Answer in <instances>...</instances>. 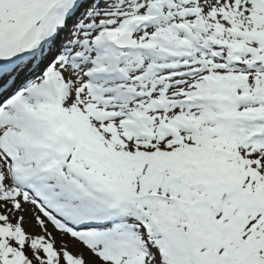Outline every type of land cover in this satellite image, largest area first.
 <instances>
[{
    "label": "snow or ice",
    "instance_id": "snow-or-ice-1",
    "mask_svg": "<svg viewBox=\"0 0 264 264\" xmlns=\"http://www.w3.org/2000/svg\"><path fill=\"white\" fill-rule=\"evenodd\" d=\"M0 264H264V0H0Z\"/></svg>",
    "mask_w": 264,
    "mask_h": 264
}]
</instances>
